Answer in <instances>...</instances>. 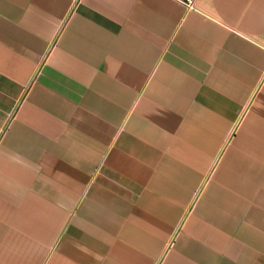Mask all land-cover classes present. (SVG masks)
I'll return each instance as SVG.
<instances>
[{"label":"crops","instance_id":"1","mask_svg":"<svg viewBox=\"0 0 264 264\" xmlns=\"http://www.w3.org/2000/svg\"><path fill=\"white\" fill-rule=\"evenodd\" d=\"M0 264H264V0H0Z\"/></svg>","mask_w":264,"mask_h":264},{"label":"built area","instance_id":"2","mask_svg":"<svg viewBox=\"0 0 264 264\" xmlns=\"http://www.w3.org/2000/svg\"><path fill=\"white\" fill-rule=\"evenodd\" d=\"M183 2H184L185 4H187L188 6L194 4V0H183Z\"/></svg>","mask_w":264,"mask_h":264}]
</instances>
